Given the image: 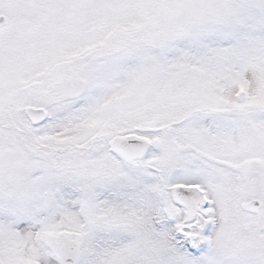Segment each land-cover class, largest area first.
<instances>
[{
	"label": "snow or ice",
	"instance_id": "obj_1",
	"mask_svg": "<svg viewBox=\"0 0 264 264\" xmlns=\"http://www.w3.org/2000/svg\"><path fill=\"white\" fill-rule=\"evenodd\" d=\"M0 264H264V0H0Z\"/></svg>",
	"mask_w": 264,
	"mask_h": 264
}]
</instances>
